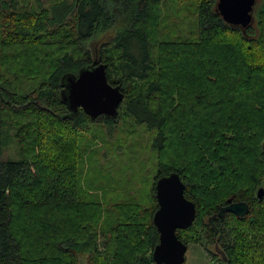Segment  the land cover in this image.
Instances as JSON below:
<instances>
[{"label": "trees", "instance_id": "1", "mask_svg": "<svg viewBox=\"0 0 264 264\" xmlns=\"http://www.w3.org/2000/svg\"><path fill=\"white\" fill-rule=\"evenodd\" d=\"M35 1L0 0V157L9 139L19 157L0 158V264H154V184L170 173L196 208L178 239L212 235L222 264H264V0L246 28L217 0ZM97 63L124 96L115 118L64 98ZM91 126L146 137L148 155L84 159ZM228 199L249 213L213 229Z\"/></svg>", "mask_w": 264, "mask_h": 264}, {"label": "water", "instance_id": "2", "mask_svg": "<svg viewBox=\"0 0 264 264\" xmlns=\"http://www.w3.org/2000/svg\"><path fill=\"white\" fill-rule=\"evenodd\" d=\"M256 0H217V13L231 26L246 28L253 22ZM64 98L72 113L82 110L95 120L101 116L115 118L123 101V94L108 83L105 66L95 64L80 71L77 77L64 80ZM185 185L177 173H170L155 181L154 192L157 209L152 215V224L158 232V243L151 253L154 264H184L187 246L178 239L177 230H186L196 217L195 204L184 196ZM264 197V189L257 191V198ZM249 213L244 202L227 200V205L208 219V224L216 229L213 220L232 214L243 218ZM216 253H219L216 250Z\"/></svg>", "mask_w": 264, "mask_h": 264}, {"label": "rangeland", "instance_id": "3", "mask_svg": "<svg viewBox=\"0 0 264 264\" xmlns=\"http://www.w3.org/2000/svg\"><path fill=\"white\" fill-rule=\"evenodd\" d=\"M25 1L26 0H20V3H25ZM55 1L56 0H41L40 3L42 7H48L53 5ZM29 3L30 6H33L37 2L35 0H29ZM254 14L255 10L253 12V16ZM179 27L182 26L180 25ZM179 34L180 32L176 35L178 36ZM173 38L176 39L177 37L174 36ZM98 40L99 38L97 39V41ZM101 41L104 42L103 40ZM89 49L95 50V47H92V45H88V50ZM120 127L121 126L119 125V128ZM119 128L116 131L110 133L107 129L100 126H91L89 132L79 133V152H82L83 149L87 146L85 148L86 153L84 155V159H87V156L90 153H96L100 156L101 159L107 158L108 161H112V163H114L115 165L119 163L120 165L125 167V163H120L119 158L121 160V157H123V152L127 150H129V153H132L134 151L138 152L136 160L138 159V157L140 160L141 158L145 159V157L148 155V139L146 137L143 138L140 142V146L134 145L135 135L131 136L119 132ZM88 139H92L93 141L87 144ZM0 158L3 162L18 161L19 157L17 154V144L15 143V140L9 139L7 145L3 147ZM128 163L135 169V165L132 161H128ZM87 165L85 166V168H87ZM130 170L132 171V168ZM128 173L129 171H126L127 177ZM138 186L141 187L140 185ZM205 222H207V220H205ZM230 227H232V225H230L229 227L226 226L225 228L226 230H228ZM181 237L182 240L187 241V251L185 253L184 264H222L218 259L220 255L217 254V257L213 255L214 244H212L210 240L214 238V236L211 235L209 239L201 238L198 240L196 239V241H192V238L195 237V234L194 232L187 231L183 233Z\"/></svg>", "mask_w": 264, "mask_h": 264}, {"label": "flooded vegetation", "instance_id": "4", "mask_svg": "<svg viewBox=\"0 0 264 264\" xmlns=\"http://www.w3.org/2000/svg\"><path fill=\"white\" fill-rule=\"evenodd\" d=\"M215 250H217V251L219 252V253H217V254L221 255L220 251H219L217 248H215Z\"/></svg>", "mask_w": 264, "mask_h": 264}]
</instances>
